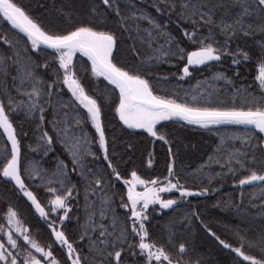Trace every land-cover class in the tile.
<instances>
[{
  "label": "snow or ice",
  "instance_id": "snow-or-ice-1",
  "mask_svg": "<svg viewBox=\"0 0 264 264\" xmlns=\"http://www.w3.org/2000/svg\"><path fill=\"white\" fill-rule=\"evenodd\" d=\"M89 3L90 9L86 19L70 23L65 28H58L42 25L21 6L20 0H0V18L11 25L7 31L0 30V41L11 50L10 54L0 51V82H2L0 87L3 88L0 98V128L7 133V140L11 142L10 150L5 145L0 158V173L3 177L15 181L39 215L46 218L47 226L54 237L47 246L40 244L18 219L17 211L9 206L4 214L7 225H0V264H62L53 253V245L57 243L62 248H66L64 264L69 260L71 264H125L122 259L123 254L131 257L140 256L143 264H165V262L183 264L182 260H174L171 253L162 245L149 240L146 226L149 206H154L157 202L165 209L175 205L176 199L161 197V193L168 189H177L181 197L193 191L207 192L209 189L186 187L179 183L178 177L173 182L172 163L168 165V177L163 182L158 178L142 179L135 169L131 171L130 179L122 177L117 166L112 162L114 157L110 158L109 141L101 119L102 109L111 108L123 125L128 128L145 129L152 137H158L160 140H167V133L160 131L158 122L170 118H178L205 128L222 124L244 126L243 131L218 132L219 142L213 153L209 154L208 160L201 165V169H204L205 165L215 163L221 168L226 167L233 176L241 170H246L249 174L243 175L239 180L234 179L233 183L241 186L259 183L260 208L261 214H264V94L259 98L253 96L250 100L245 99L240 106H228L224 102L214 105L213 97L216 94L212 86L206 88L201 85L196 94L191 95L190 100L181 101L179 97L174 98L172 95H160L155 92L150 84V78H146L147 73L144 72V68L150 66L153 59L161 58H167L169 62L176 58L181 61L186 58L181 73L184 76L189 75L190 66L218 61L224 54L233 57L234 65L241 62L238 56L247 60L249 52L244 51L240 45L232 51L231 42L238 35L264 34V0H155L152 7L159 15L167 17L163 23L150 12L139 7L137 0H99V2L89 0ZM109 12L115 17L114 20L110 19ZM173 15L174 21L171 20ZM171 22L180 27L183 36L191 42L190 51L182 46L181 41L169 30ZM185 24L188 27H184ZM13 29L18 30L17 35L23 34L26 41H30V49L39 51L40 46L45 45L58 54L53 61L54 63L58 61L53 80H46L37 71L41 66L30 54L28 47H18L19 41L9 35ZM118 31L126 33L128 39L132 41L128 52L135 54L133 59L141 55V49H148V53L134 65L117 60ZM218 37H222V40ZM256 43L260 55L255 79L264 89V39ZM78 52L90 61L91 75L97 79L102 77L108 82L104 89L111 85L114 86L113 91L118 90L115 98L104 89H100L98 84L92 88L90 94L81 77L77 75L73 63V57ZM12 65L16 66L15 75L11 76L12 81L15 82L13 87L16 88V95H13L7 83V78L11 75L9 68ZM48 66V61H45L44 67ZM218 77H224V74L215 73L213 77L206 78L205 82ZM197 83L200 84L199 81ZM58 84L66 85L71 95L68 102L61 104V111L55 112L49 123L54 133L60 137L61 145L66 148L72 168L69 169L65 161L58 160L56 168L51 173L58 186L47 187L45 194L48 199L45 204H41L40 199L28 189L22 178L20 140L10 119V113L23 108L29 116L37 120L36 127L40 129V141L43 142L44 154L47 155L53 136L43 128L45 122L43 98L51 97L53 90L59 98L60 90L55 88ZM20 95L26 96L27 99H18L17 96ZM188 95L189 93L186 92L185 96ZM216 100H219L218 96ZM48 103H51V100ZM72 104H75V107L69 113L66 109ZM57 116H61V119L58 120ZM87 120L91 121L98 134L99 149L104 161L107 162V167L111 169L108 175L99 168L89 167L88 157L95 159L97 155L91 148L93 142L86 134L77 135L73 131ZM236 140L240 141L239 147L233 143ZM37 148H40V144ZM257 149L260 151L259 157L256 154ZM169 151L171 152V148ZM148 163H152L151 159ZM253 164L257 167H250ZM24 170L28 171L30 178L35 173V178L42 182L41 187L54 182L52 179L45 181L47 169L37 171L35 168H25ZM72 175H76L77 180L74 181ZM207 175L211 181L213 176H219L221 173H207ZM112 177L123 180L127 185L126 201L125 197L121 196V206L130 210V217L122 221L110 206L115 198V193L109 191L112 187ZM78 183L83 184L86 199V221L81 225L83 231L78 238L80 241L85 239L88 241V251L83 254L77 249L75 242L69 240L65 231L57 228L55 221L50 218V214L55 213L61 224L64 223L72 207L70 201L74 199L73 194H77L75 198L79 197L81 189ZM138 186H142L143 190H138ZM97 193L101 205L99 210L96 209L95 204L87 203L89 194L96 196ZM243 195L244 193L241 192V198ZM252 196L254 197L255 193ZM61 212L63 215L60 214ZM106 216L109 217L108 222H102ZM207 231L221 245L229 249L234 248V252L244 261L264 264V259L246 254L243 250L245 241L243 236L240 237L241 245L234 247L216 236L211 228H207ZM130 236H138V242L134 239L130 240ZM20 237L26 242V247H22ZM260 242L264 244V233L261 234ZM185 248L184 243L179 244L181 252Z\"/></svg>",
  "mask_w": 264,
  "mask_h": 264
},
{
  "label": "trees",
  "instance_id": "trees-1",
  "mask_svg": "<svg viewBox=\"0 0 264 264\" xmlns=\"http://www.w3.org/2000/svg\"><path fill=\"white\" fill-rule=\"evenodd\" d=\"M21 6L24 7L30 15L37 18L42 25L46 27H68L70 23L84 20L89 13V0H20ZM99 2V0H97ZM155 0H137L139 7L150 12L161 23L167 18L159 15L152 5ZM110 19L115 17L109 12ZM175 20V16L171 17ZM146 23V22H145ZM184 27H188L187 24ZM11 25L3 18H0V30H9ZM169 30L181 41L182 46L187 50H191V42L183 36L181 28L174 22L169 24ZM18 30L13 29L9 35L18 40V47H28L30 54L40 64L37 69L46 80H53L54 70L58 68V61L55 63L56 54L54 50L45 46H40V50L30 49V41H26L23 34L17 35ZM118 51L116 52L117 60L122 63L135 64L143 55L148 53V49H141L140 56L130 54L128 47L132 43L128 39L126 33L117 32ZM222 40V37H218ZM264 39V34L256 33L254 36L238 35L231 42V50L235 51L236 46L240 45L244 51L249 52V58L244 60L242 56H238L240 63L233 64V57L224 54L221 58L206 62L204 65L190 66L189 75H181L183 64L186 58L181 61L176 58L169 62L167 58H161L150 63V66L144 68L147 73L146 78H150V84L153 90L160 95H172L174 98L179 97L181 101L191 99V95H195L197 89L203 85L204 87L212 86L215 91L213 97L215 103L224 102L228 106H240L245 99L252 97L259 98L264 94V89L259 85V81L255 79L258 74L257 61L260 55L257 41ZM163 43V41H161ZM0 51L10 54L11 50L0 41ZM48 61V67H44V62ZM77 75L81 77L88 91L92 92V88L99 85L100 89H104L108 82L104 78L93 77L90 73V61L84 57L82 53H77L74 61ZM16 66L9 68L11 75L7 78V83L13 95H16L15 83L11 76L15 75ZM89 69V71H85ZM215 73H223L224 77L208 79ZM200 82L198 84L197 82ZM2 83V82H0ZM91 85V87H89ZM30 86V85H29ZM60 90L58 98L53 90L51 97L44 96L45 122L43 128L47 129L49 135L53 136V142L44 154L43 142L40 141V129L36 127L37 120L29 116L23 108L14 110L10 113L16 129V134L20 140L21 146V162L22 177L28 189L32 190L40 199L41 204H45L48 197L46 196L47 187H57L55 178L51 176L52 171L56 168L58 160H63L68 164L69 169L72 168V162L68 152L60 143V137L54 133L49 121L53 119L55 112L61 111V104L68 102L70 92L66 85L58 84L55 86ZM114 86L109 85L107 93L115 98L118 90L113 91ZM189 95L186 97L185 93ZM3 88L0 87V98H2ZM216 96L219 100H216ZM18 99H27L26 96H17ZM51 100V103L48 101ZM75 104L66 109L71 113ZM86 112V110H83ZM58 120L61 116L56 117ZM71 118V117H70ZM102 123L105 127L106 136L109 141V154L113 164H115L125 179H130V173L135 169L138 175L146 180L158 178L161 182L168 177V165L172 163L173 180L179 178V183L193 189L208 188L207 192L199 194L187 195L181 197L178 191L166 193L168 199H176L175 205L165 209L160 205H151L148 209V219L146 226L149 232V240L155 241L158 245H162L166 251L171 253L174 260H182L183 264H251L250 261H244L239 257L233 249L226 248L207 231L211 228L216 236L232 244L234 247L241 245L240 237L245 238L243 250L246 254L254 255L258 259H264V244L260 242L261 234L264 233V214H261L260 208V192L261 185L259 183L253 185H239L233 183V180H239L243 175L249 174L246 170H241L235 176L228 169L221 168L220 165L210 163L201 169V165L208 160L209 154L213 153L214 148L219 142L218 132L227 131H243L242 125H211L207 128L189 124L176 118L158 122L160 131L167 133V140H160L158 137H152L145 130L128 128L123 125L117 115L111 108L104 107L102 109ZM77 135L86 134L87 138L93 143L92 151L96 152V158L88 157L89 167L99 168L108 175L111 169L107 167L101 150L98 145V134L94 125L90 120L85 121L81 126L73 129ZM259 134V133H258ZM113 137L115 138L113 140ZM233 143L237 147L240 141ZM40 144V148L37 145ZM5 145L10 150V142L7 136L0 128V158H2ZM131 145V147H129ZM171 148V152L169 151ZM257 157L260 155L259 149L256 150ZM151 159L152 163L148 161ZM257 167V165H250ZM25 168H35L37 171L47 169L48 174L45 181L52 179L51 185L45 184L41 187V180L35 178V173L30 178ZM221 173L219 176H213L209 181L207 173ZM72 179L77 180L76 175H72ZM112 187L110 193H115L114 203L110 206L115 210L116 215L122 221L126 217H130V210L121 206V196L127 194V185L123 180L115 177L111 179ZM81 189L78 199L76 193L73 194L74 199L70 201L72 207L69 209V216L65 218L63 224L57 218L55 213L50 214L52 221H55L57 228H62L70 241L75 242L77 249L83 253H87V239L80 241L78 238L82 234V227L86 221L85 209V193L83 184L78 183ZM99 187V186H97ZM241 192L244 193L241 198ZM255 193L253 197L252 194ZM99 193L96 196L89 194L88 204H95L97 210L100 208ZM251 198V199H250ZM255 205V206H254ZM9 206L14 208L18 213V218L24 226L29 229V234L39 241L40 244L47 246L53 241L54 237L46 223V218L41 217L34 209L32 203L24 196L23 192L10 179L3 177L0 173V225L7 224L5 213ZM63 215V213H60ZM111 214H109L110 216ZM109 217H105L102 222H108ZM205 225L207 227H205ZM130 226V221H129ZM95 235V234H94ZM22 247H26V242L22 241ZM130 240L134 239L138 242V236H130ZM184 243L186 248L183 252L179 249V244ZM34 251V250H33ZM53 253L62 264L66 259V248H62L57 244L53 245ZM127 253V249H126ZM125 264H143L140 256L131 257L127 254L122 255ZM67 264H71L70 260ZM166 264V262H165Z\"/></svg>",
  "mask_w": 264,
  "mask_h": 264
},
{
  "label": "rangeland",
  "instance_id": "rangeland-1",
  "mask_svg": "<svg viewBox=\"0 0 264 264\" xmlns=\"http://www.w3.org/2000/svg\"><path fill=\"white\" fill-rule=\"evenodd\" d=\"M76 56V55H75ZM75 56L73 57V61H74V58H75ZM160 122V121H159ZM211 126V125H210ZM138 130H145V129H138ZM146 131V130H145ZM143 179V178H142ZM173 179V178H172ZM173 182H175L174 180H173ZM138 190H143V188H142V186H138ZM172 191H178L177 189H168V190H166L165 192H162L161 193V197L163 198V199H168L167 197H166V193H168V192H172ZM179 192V191H178ZM200 192H192L191 194H189V195H194V194H199ZM187 196V195H186ZM177 201V200H176ZM155 205H160L158 202L155 204ZM151 206V205H150ZM149 206V207H150ZM161 206V205H160ZM162 207V206H161ZM19 219V218H18ZM7 225V224H6ZM13 231H14V229H13ZM18 235V234H17ZM6 238V237H5Z\"/></svg>",
  "mask_w": 264,
  "mask_h": 264
},
{
  "label": "water",
  "instance_id": "water-1",
  "mask_svg": "<svg viewBox=\"0 0 264 264\" xmlns=\"http://www.w3.org/2000/svg\"><path fill=\"white\" fill-rule=\"evenodd\" d=\"M41 46H45V45H41ZM45 47H47V46H45ZM176 119H178V118H176ZM3 130V129H2ZM3 132H4V130H3ZM5 133V132H4ZM5 135L7 136V133H5ZM10 142V141H9ZM10 145H11V142H10ZM23 178V177H22ZM8 179H10L11 181H13L14 183H15V181L14 180H12L11 178H8ZM17 187H19L18 185H16ZM29 200V199H28ZM30 201V200H29ZM31 202V201H30ZM33 207H34V209H35V206L33 205ZM171 207V206H170ZM36 211V210H35ZM37 212V211H36ZM38 213V212H37ZM39 214V213H38Z\"/></svg>",
  "mask_w": 264,
  "mask_h": 264
}]
</instances>
